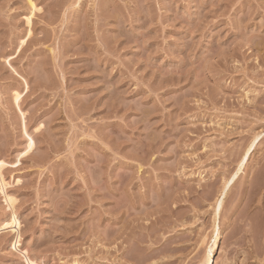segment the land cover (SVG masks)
Returning <instances> with one entry per match:
<instances>
[{"label":"rangeland","instance_id":"rangeland-1","mask_svg":"<svg viewBox=\"0 0 264 264\" xmlns=\"http://www.w3.org/2000/svg\"><path fill=\"white\" fill-rule=\"evenodd\" d=\"M32 1L0 0V264H264V0Z\"/></svg>","mask_w":264,"mask_h":264},{"label":"bare ground","instance_id":"bare-ground-1","mask_svg":"<svg viewBox=\"0 0 264 264\" xmlns=\"http://www.w3.org/2000/svg\"><path fill=\"white\" fill-rule=\"evenodd\" d=\"M30 6H31V13H30V16H26L27 17V23L28 24H31V17L32 15L34 14V12L38 9L37 5L35 4V2H33L32 0H30ZM30 12V11H29ZM29 14V13H28ZM21 95H22V92H20L19 90L15 91L14 93V100H15V103L16 105L19 107L20 105V99H21ZM24 132H25V136L27 138V141H26V145H25V151H27L28 149H30V147L32 146L33 142H34V139L32 137V135L29 133V131L27 130V127L25 125V128H24ZM255 139H253V142H251V145L249 146L248 150L245 151L247 153H244L246 154L244 158H242L240 160V166L239 168L237 169V172H235L234 176H232V180L234 181V179L238 176V174L241 172V170H243V167L244 165H246V159L248 157V155H251L252 152L254 151V147L256 145V142L258 141V139H260V135H257L256 137H254ZM23 154L22 151H20V153L18 154L19 157ZM19 157L17 156V159H19ZM249 159V158H248ZM14 162H19V161H14ZM12 163V162H11ZM14 164V163H13ZM8 165V161H6V159L0 157V169L7 166ZM231 180V181H232ZM230 182V180H229ZM228 184V183H227ZM228 185H226L227 187ZM225 187V188H226ZM2 190L4 191V195H5V199L7 201V203L9 204V206L11 207L12 209V213L9 217H7V219L3 220L1 225H0V231L3 230L5 231L6 229H9L15 233L13 234H17L16 237H15V240L13 241V247L16 248L15 250H17V246H19L20 244V239H21V236H20V225H21V222H20V219L18 217V214L15 210V204H14V201L13 199L8 195V193L6 192V189H5V186H2ZM226 191V190H225ZM225 191L223 193H225ZM223 195V194H222ZM225 196V195H224ZM223 196V197H224ZM223 200V199H222ZM220 199V201H222ZM219 202V201H218ZM221 207H222V202L219 203L218 207H217V214H215V218H216V222H217V219L219 217V214H220V210H221ZM10 213V212H9ZM218 224V223H217ZM216 224V225H217ZM215 225V228H217ZM217 239V238H216ZM214 245V244H213ZM212 245V246H213ZM215 246V245H214ZM21 248V247H20ZM19 249V248H18ZM24 259H25V262L26 264H45V262L43 261H40L39 259H35L34 257L31 258V256H29V253L27 249L25 250H20ZM211 253V250L210 252ZM21 255V254H20ZM211 261H212V257L210 254L207 255V257L202 260V262H200L201 264H211Z\"/></svg>","mask_w":264,"mask_h":264}]
</instances>
